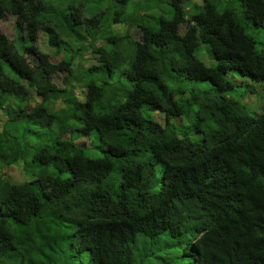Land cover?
I'll use <instances>...</instances> for the list:
<instances>
[{"label":"trees","instance_id":"1","mask_svg":"<svg viewBox=\"0 0 264 264\" xmlns=\"http://www.w3.org/2000/svg\"><path fill=\"white\" fill-rule=\"evenodd\" d=\"M164 1L151 24L158 0H0V264H151L136 235L161 233L190 264H264V108L225 77L264 99V0Z\"/></svg>","mask_w":264,"mask_h":264},{"label":"rangeland","instance_id":"2","mask_svg":"<svg viewBox=\"0 0 264 264\" xmlns=\"http://www.w3.org/2000/svg\"><path fill=\"white\" fill-rule=\"evenodd\" d=\"M66 1V0H65ZM65 1L60 0H45V4L47 8L55 7L56 9L62 8L61 4ZM132 2V0H130ZM158 2H161V5H164L163 9L160 7L157 8H151L148 13L153 15L152 21L150 23L152 24L154 22V15L156 13H161L165 16L168 15L166 2L164 0H158ZM192 2V0L189 1L188 5ZM61 3V4H59ZM221 4L229 3L233 6V8L236 5V0H220ZM130 2L127 4L128 7H130ZM63 6V4H62ZM188 8V6L186 7ZM113 27H118L119 30H124L128 32L130 37L132 39H139L138 31L134 30L133 26H124L121 25L120 22H116ZM183 23L179 25L178 31H183ZM0 31L4 32L7 36L13 35V18L11 15L5 14L2 19H0ZM250 32V31H249ZM253 34L252 32H250ZM127 39V38H125ZM254 47L256 50L264 49V29H258L254 32ZM125 41V40H124ZM43 50H46V48H42ZM195 55L198 59H200L205 64H211L213 62L212 57H210L209 51L207 49V46L204 41H200L198 44V47L195 51ZM88 57V56H87ZM50 60L57 63L60 58L61 54L57 55H50ZM64 73V70L59 68L58 72L55 74V78H58L61 74ZM225 77L228 78L231 82H233V87L227 91L226 95L237 100L239 103L243 104L246 108V111L249 114L256 115L258 114L263 108H264V99H263V92L261 90L260 82L251 81L249 77L245 75H239L238 73L228 71L225 74ZM187 83H191L193 85H198L199 87H210V83L207 80H191ZM58 85V84H57ZM59 86V85H58ZM63 86V85H61ZM144 109V108H142ZM157 111H152L151 116H153L156 120L160 121V115L156 114ZM179 129H183V127H178ZM40 132L42 134H39L38 139H42L44 136L48 135L47 130L44 128H41ZM70 135V133H67ZM186 134L189 135V131L186 132ZM87 137L79 136L77 137V140L84 141ZM40 141V140H39ZM91 155L97 154V149L93 147L91 151ZM159 166L156 165L155 171L159 174ZM10 170L12 172L11 177L14 179V174L18 173V171L14 168V166H10ZM62 224V223H61ZM68 225V224H67ZM61 230L65 229L62 225L60 227ZM136 239L138 240L137 247H135V250L138 251V247H142L143 254L145 253L146 263H155L158 261H162L163 259L170 260L171 262H174L175 264H190L191 257L189 254H185L181 252L182 243L177 240L176 237H170L164 233L159 234L158 237L150 238L148 236H144L142 234H137ZM144 256H142L143 258ZM62 261L64 258L61 259ZM66 264H77L79 262L80 264H85L87 261V251L83 250L77 254V259L74 261H69L66 259ZM72 262V263H71Z\"/></svg>","mask_w":264,"mask_h":264}]
</instances>
